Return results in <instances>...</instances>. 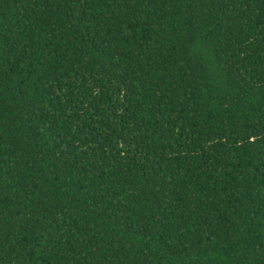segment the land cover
<instances>
[{
    "label": "trees",
    "instance_id": "obj_1",
    "mask_svg": "<svg viewBox=\"0 0 264 264\" xmlns=\"http://www.w3.org/2000/svg\"><path fill=\"white\" fill-rule=\"evenodd\" d=\"M0 264H264V0H0Z\"/></svg>",
    "mask_w": 264,
    "mask_h": 264
}]
</instances>
